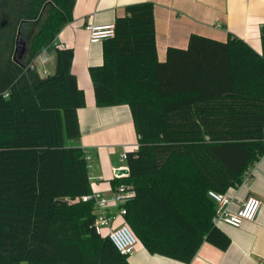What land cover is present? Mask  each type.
Returning <instances> with one entry per match:
<instances>
[{
    "label": "trees",
    "instance_id": "obj_1",
    "mask_svg": "<svg viewBox=\"0 0 264 264\" xmlns=\"http://www.w3.org/2000/svg\"><path fill=\"white\" fill-rule=\"evenodd\" d=\"M76 0H0V264H130L95 229L98 208L79 110L86 96L59 36ZM89 69L96 105L128 106L138 149L114 182L121 208L150 254L192 262L208 242L231 239L214 224L211 191L226 194L264 156V25L261 52L229 35L192 34L160 61L152 2L128 5ZM54 53L44 75L35 61Z\"/></svg>",
    "mask_w": 264,
    "mask_h": 264
},
{
    "label": "crops",
    "instance_id": "obj_2",
    "mask_svg": "<svg viewBox=\"0 0 264 264\" xmlns=\"http://www.w3.org/2000/svg\"><path fill=\"white\" fill-rule=\"evenodd\" d=\"M152 2L155 7L156 41L160 61H165L169 47L187 48L192 34L226 41L229 35L243 39L261 52V27L264 25V0H76L74 18L60 33L59 44L74 49L73 73L86 96V106L79 110L81 138L75 144L91 158L90 179L94 193L111 200L117 188L114 182L128 177L116 176L127 167L123 153L138 149V136L128 106L100 108L96 105L91 67L103 64V43L91 44L89 27L115 24L125 15L128 5ZM42 74L56 69L54 53L41 54L35 61ZM229 211L237 212L254 197L261 202L254 221L239 228L226 224L218 227L230 239L226 250L205 242L189 264H264V156L246 173L242 185L230 189ZM107 211L114 227L123 223L120 207L110 202ZM130 264H185L150 254L138 245L129 257Z\"/></svg>",
    "mask_w": 264,
    "mask_h": 264
},
{
    "label": "built area",
    "instance_id": "obj_3",
    "mask_svg": "<svg viewBox=\"0 0 264 264\" xmlns=\"http://www.w3.org/2000/svg\"><path fill=\"white\" fill-rule=\"evenodd\" d=\"M88 29L90 32L91 44H100L105 40L113 38L115 35L114 24L108 26H91ZM121 159L124 161L127 160L126 153L121 155ZM87 160L90 163L91 158L88 153ZM123 168L128 169V167ZM209 195L217 205L216 215L214 217V224L216 226L226 224L239 228L244 222L254 221L261 206V202L257 198L250 197L237 212L232 213L228 209L231 203L229 197L213 191H211ZM130 196L131 191L126 186H119L115 196L111 200L106 199L97 193L82 198L83 201H89L92 199L96 201L98 214L95 222V229L98 234L108 237L116 250L123 256H131L134 254L138 246V240L127 225L122 223L120 226L114 227L115 217L109 214L107 209L110 206V202L119 206L120 215L123 218V216L126 215V210L121 208V206Z\"/></svg>",
    "mask_w": 264,
    "mask_h": 264
},
{
    "label": "water",
    "instance_id": "obj_4",
    "mask_svg": "<svg viewBox=\"0 0 264 264\" xmlns=\"http://www.w3.org/2000/svg\"><path fill=\"white\" fill-rule=\"evenodd\" d=\"M115 174L117 177H121L122 175H129V169L126 168L118 169Z\"/></svg>",
    "mask_w": 264,
    "mask_h": 264
},
{
    "label": "rangeland",
    "instance_id": "obj_5",
    "mask_svg": "<svg viewBox=\"0 0 264 264\" xmlns=\"http://www.w3.org/2000/svg\"><path fill=\"white\" fill-rule=\"evenodd\" d=\"M49 74H51V71L49 72Z\"/></svg>",
    "mask_w": 264,
    "mask_h": 264
}]
</instances>
